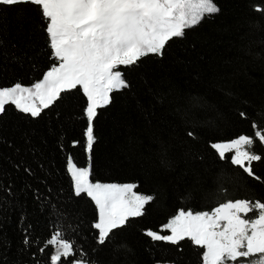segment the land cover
Wrapping results in <instances>:
<instances>
[{"label": "trees", "instance_id": "16d2710c", "mask_svg": "<svg viewBox=\"0 0 264 264\" xmlns=\"http://www.w3.org/2000/svg\"><path fill=\"white\" fill-rule=\"evenodd\" d=\"M214 2L220 13L173 38L162 56L120 66L129 87L98 109L90 180L134 183V191L154 197L103 245L92 226L95 205L74 195L66 170L69 156L78 167L89 165L82 90L62 93L37 118L6 106L0 114V264H50L52 248L40 249L56 230L74 242V258L88 264H201L202 250L188 239L173 245L145 231L170 234L161 226L180 209L264 202V144L255 138L251 150L262 159L252 162L253 176L232 165L230 153L221 160L210 146L264 132V11L256 10L264 0ZM50 55L37 7L0 5V86H30L51 66Z\"/></svg>", "mask_w": 264, "mask_h": 264}, {"label": "snow or ice", "instance_id": "6c2138e0", "mask_svg": "<svg viewBox=\"0 0 264 264\" xmlns=\"http://www.w3.org/2000/svg\"><path fill=\"white\" fill-rule=\"evenodd\" d=\"M19 3H30L40 11L52 64L30 86L19 82L0 86V114L5 113L6 106H14L37 118L62 93L82 90L86 97L83 114L87 127L83 136L89 165L78 167L69 156L66 170L74 195H86L95 205L97 220L92 226L103 245L113 230L125 226L130 218L142 216L154 197L134 191V183L90 180L98 109L111 102V93L129 87L120 66L136 65L150 54L162 56L169 41L183 37L185 30L219 14L221 9L214 0H0V5ZM256 10L264 11L259 7ZM239 115L244 117L245 113ZM252 127L258 126L253 123ZM187 135L195 138L192 131ZM255 138L264 144V132L257 130L254 137L241 134L210 146L221 160L226 153L234 152L230 163L253 176L252 162L262 159L251 150ZM249 213L253 215L249 217ZM164 230L170 234L148 229L145 235L173 245L188 239L202 250L201 264H236L238 260L241 264H264V202L237 199L220 203L211 211L180 209L161 226ZM49 247L50 264H88L83 257L74 258V242L61 230L54 231L40 251Z\"/></svg>", "mask_w": 264, "mask_h": 264}, {"label": "rangeland", "instance_id": "374dc122", "mask_svg": "<svg viewBox=\"0 0 264 264\" xmlns=\"http://www.w3.org/2000/svg\"><path fill=\"white\" fill-rule=\"evenodd\" d=\"M230 154L233 155L234 152H230ZM242 215H243V214H242ZM236 264H241V261L238 260V261L236 262Z\"/></svg>", "mask_w": 264, "mask_h": 264}]
</instances>
